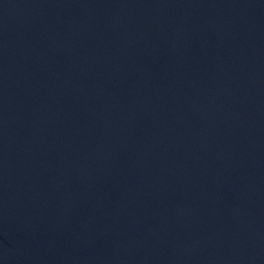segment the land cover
I'll return each instance as SVG.
<instances>
[{
    "label": "water",
    "instance_id": "water-1",
    "mask_svg": "<svg viewBox=\"0 0 264 264\" xmlns=\"http://www.w3.org/2000/svg\"><path fill=\"white\" fill-rule=\"evenodd\" d=\"M0 264H264V0H0Z\"/></svg>",
    "mask_w": 264,
    "mask_h": 264
}]
</instances>
